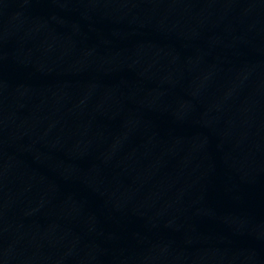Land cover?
I'll use <instances>...</instances> for the list:
<instances>
[{"label": "water", "instance_id": "95a60500", "mask_svg": "<svg viewBox=\"0 0 264 264\" xmlns=\"http://www.w3.org/2000/svg\"><path fill=\"white\" fill-rule=\"evenodd\" d=\"M0 264H264V0H0Z\"/></svg>", "mask_w": 264, "mask_h": 264}]
</instances>
